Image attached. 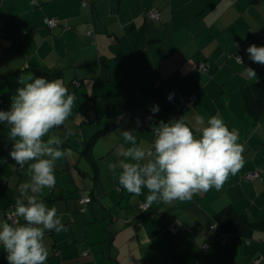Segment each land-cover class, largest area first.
Wrapping results in <instances>:
<instances>
[{
  "label": "crops",
  "instance_id": "crops-1",
  "mask_svg": "<svg viewBox=\"0 0 264 264\" xmlns=\"http://www.w3.org/2000/svg\"><path fill=\"white\" fill-rule=\"evenodd\" d=\"M84 1L0 0V98L11 104L20 80L52 67L62 69L58 79L75 97L65 124L49 133L64 137L66 156L56 162L55 186L40 198L57 208L67 231L46 232V264H264V229L225 243L212 228L227 206L249 222L264 220V115L255 121L248 113L264 65L246 52L264 45V0ZM150 8L159 20L146 17ZM50 18L58 24L49 27ZM104 62L109 76L101 80ZM153 84L159 90L145 97ZM157 104L154 123L145 122ZM198 115H218L238 129L243 167L219 191L144 210L147 189L135 197L118 183L119 152L130 146L121 131L135 130L148 147L160 122L194 124ZM9 129L0 123V220L13 213L18 185L29 179L27 166L18 170L3 146ZM250 172L262 179L248 180ZM6 256L0 248V264H8Z\"/></svg>",
  "mask_w": 264,
  "mask_h": 264
},
{
  "label": "clouds",
  "instance_id": "clouds-1",
  "mask_svg": "<svg viewBox=\"0 0 264 264\" xmlns=\"http://www.w3.org/2000/svg\"><path fill=\"white\" fill-rule=\"evenodd\" d=\"M246 52L251 61L264 65V45H249ZM245 70L250 77L257 76L253 68ZM20 84L10 109H0V123L10 126L14 143L9 156L21 169L27 166L29 179L18 185L9 220H0V248L7 253L8 264H46V232L67 231L57 208L40 198L45 189L55 186L56 162L66 156L64 137L49 133L65 124L75 97L60 79L30 76ZM174 95L169 94V101ZM159 110L158 104L151 108L153 115ZM141 123L138 119L137 126ZM152 130L155 138L148 147L138 144L135 130L120 133L130 146L119 152L124 159L119 161L118 183L135 197L145 195L147 189L145 208L160 202L191 201L194 195L212 188L219 191L228 177L243 167L239 131L230 129L218 115L207 119L198 115L194 124L183 117L172 119ZM109 169L115 171L116 165L110 164Z\"/></svg>",
  "mask_w": 264,
  "mask_h": 264
},
{
  "label": "trees",
  "instance_id": "trees-1",
  "mask_svg": "<svg viewBox=\"0 0 264 264\" xmlns=\"http://www.w3.org/2000/svg\"><path fill=\"white\" fill-rule=\"evenodd\" d=\"M85 2H88V0H85L84 3ZM88 4H89V2H88ZM150 9H147V11L145 13L146 17L148 19H151V20H159L161 18V13L157 10L156 11L159 13V16L156 18H149L147 12ZM57 24H58V22H57ZM49 27H51V26H49ZM89 34H91V33H89ZM236 47L238 48L239 46L236 45ZM40 76L45 77L48 80H55V79H58L62 76V69L57 68V67L45 68V69H42V68L35 69L34 73H33V77H40ZM108 76H109L108 63L104 62V67H102L100 79L105 80L108 78ZM69 86L71 87L72 83L69 84ZM252 88L258 89V93L257 94L254 93V96H257V97H255L254 99H252L250 101V103L248 105V113L255 121H257L262 117V115H264V92L262 91L264 89V79L255 83V85H253ZM158 90H159V86H157L156 84H153V85L149 86V91L146 92L144 95H145V97L150 96V95H154ZM259 90L261 93H259ZM90 101H93V99ZM90 101H89V103H90ZM0 105H5L6 109H8V110L10 109V106H11V104L4 102V101H0ZM148 114L153 115L150 112V110H148L144 115V120H145V122H148L149 124H153L152 122L146 120V116ZM90 122H93V120L91 119ZM111 127L112 126L109 125L103 129L98 130L93 135V138L98 137L101 133L105 132L108 129H111ZM13 143H14L13 141H8V142H5L3 145L4 148H6L8 150V157H10L9 152L12 148ZM16 167L18 170H21V169H19L20 168L19 166L16 165ZM247 174H245L246 178H248ZM256 178L262 179L261 174L258 173L257 176H255L253 178H248V180H254ZM85 199H88V201H85ZM90 201H91V197H83L81 199V202L85 203V204L90 202ZM141 207L144 210H147L149 208V207L145 208L144 205H141ZM10 216H11V213L10 214L7 213V219L8 220H9ZM215 221L216 222H215V224L212 225V228L219 235H223L224 237H226L225 243L233 242L236 238H239V237H248L251 234V232H253L255 229H264V220L256 221V222H249L245 219V217L243 215L237 213L234 209H232L231 206H227L222 211H220L216 215ZM9 222H11V221H9ZM16 222H18L17 218H16ZM172 230H175L174 227H172Z\"/></svg>",
  "mask_w": 264,
  "mask_h": 264
},
{
  "label": "built area",
  "instance_id": "built-area-1",
  "mask_svg": "<svg viewBox=\"0 0 264 264\" xmlns=\"http://www.w3.org/2000/svg\"><path fill=\"white\" fill-rule=\"evenodd\" d=\"M85 4L88 5V2H85ZM147 13H148L149 18H156V17L159 16V13L155 9H150ZM47 24L49 26L53 27V26L57 25V19L56 18H50V19L47 20ZM238 57H240V59L242 60V56L241 55H238ZM196 100H197V95L196 94H192L189 97V99H188V101L190 103H194ZM0 101H3L2 98H0ZM146 120L150 121L152 123H154V121H155L153 115H151V114H148L146 116ZM257 175H258V172H250V173L247 174V177L248 178H253V177L257 176ZM85 201H88V199H85ZM13 219L16 221V217H13ZM225 241L226 240H224V242ZM258 262H260V260H256V263H258Z\"/></svg>",
  "mask_w": 264,
  "mask_h": 264
}]
</instances>
